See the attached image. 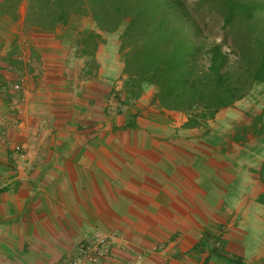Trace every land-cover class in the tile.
I'll list each match as a JSON object with an SVG mask.
<instances>
[{
	"label": "crops",
	"instance_id": "crops-1",
	"mask_svg": "<svg viewBox=\"0 0 264 264\" xmlns=\"http://www.w3.org/2000/svg\"><path fill=\"white\" fill-rule=\"evenodd\" d=\"M24 18L0 16V264H61L95 230L113 236L120 264H203V233L221 224L225 251L263 258L264 236L247 229L264 233V157L251 168L232 136L180 111L122 115L100 50L43 40ZM230 110L216 121L232 112L239 126Z\"/></svg>",
	"mask_w": 264,
	"mask_h": 264
},
{
	"label": "trees",
	"instance_id": "trees-1",
	"mask_svg": "<svg viewBox=\"0 0 264 264\" xmlns=\"http://www.w3.org/2000/svg\"><path fill=\"white\" fill-rule=\"evenodd\" d=\"M23 0H3L0 16L13 21L18 18V7ZM25 22L32 28L56 31L70 23L71 15L91 14L102 31H115L125 25L121 34L122 60L127 78L124 84L127 99H138L145 85L156 87L153 102L165 110L188 115L187 126L206 124L207 119L224 108L245 98L251 86L264 81V41L243 50L245 61L232 71L229 56L221 44L214 43L206 51L191 33L195 25L182 0H24ZM13 9H10V8ZM233 10L224 17V28L233 21ZM100 34H83L80 52L94 56ZM93 43V47L89 46ZM206 52L209 62L201 63L199 56ZM263 114L251 126H239L247 131L263 123ZM128 120L126 127L136 126ZM258 133V136H260ZM244 138V137H242ZM234 140L238 141L236 135ZM264 183V162L261 167ZM0 190V193L6 191ZM220 264H246L243 260L221 256ZM258 264H264V258Z\"/></svg>",
	"mask_w": 264,
	"mask_h": 264
},
{
	"label": "rangeland",
	"instance_id": "rangeland-1",
	"mask_svg": "<svg viewBox=\"0 0 264 264\" xmlns=\"http://www.w3.org/2000/svg\"><path fill=\"white\" fill-rule=\"evenodd\" d=\"M3 0H0V3ZM186 6V9L190 12L193 20L196 22L195 25H189L191 33L199 32V43L203 45L204 51H206L212 44H221L223 50L227 52L229 56V64L232 71L238 69V65L243 64V61L239 54L249 46H253L264 41V0H182ZM10 9H13L12 7ZM18 15L25 16L26 12V1H22L18 7ZM229 10H233L232 23L224 28V17L227 15ZM2 17V16H1ZM125 28V25L119 27L115 31H102L99 26L94 21L91 14L85 15H71L70 23L59 27L56 31H43L32 28L35 33H40L43 40H49L50 37L53 38L52 32L59 33L58 39H63L67 42L78 43V46L82 45L83 34L88 32H99L100 33V49H95L92 51L94 54L99 52L100 58L103 59L105 64V89L107 94L109 93L112 97V103L109 105L118 106L120 113L126 115L130 109H140L141 106L147 107L154 105L153 98L156 92V87L153 85H145L142 95L138 99H127L124 89V84L126 81V74L124 73V68L118 67L119 56L120 61L122 60V53L124 52L121 45V34ZM31 31V30H30ZM32 33V32H31ZM92 48L93 43H89ZM123 51V52H122ZM202 64L209 62L208 55L206 52H202L199 56ZM90 67H94L91 64ZM110 91V92H109ZM229 108V107H227ZM224 108L222 110H226ZM231 110L237 109L238 113L236 117H240L241 123L239 126H251L254 123L256 117L263 114L264 116V81L262 83L255 82L247 96L242 100L236 102L233 106H230ZM219 111L214 118H209L206 120V124H201L204 129L208 131L213 130L214 133H221L223 137L231 138L238 146L242 147V150L250 154V157H257L258 161L251 163V168H253L257 163L259 164L264 157V132L259 133L258 131L262 129L263 123H259L257 127L253 130L247 131V129H239V126H232L229 119L234 117V114L230 112L225 120L222 122L216 121L217 116H219ZM133 117V116H132ZM131 117V118H132ZM130 118V119H131ZM264 120V117H263ZM258 133L260 136H258ZM234 135L239 139L234 140ZM244 137V138H242ZM16 165V164H15ZM13 168V164H10ZM247 170V166L244 165V171ZM260 200H264V195L260 197ZM261 204V203H259ZM261 205H264L262 203ZM252 224V222H251ZM246 227L247 230H251L249 236H252L250 240H256L257 236L263 237L264 233L257 234L258 228ZM232 230L226 224L214 225L209 228L205 233H203V239L199 247L201 246L202 252L208 254L203 264H209V260L215 258L217 263H220L221 256H227L235 259L245 260V258L231 253L228 250L225 251V243L223 244L222 237L225 234L230 233ZM256 231V232H255ZM98 232H103L110 234L102 230H95L91 232L90 235L79 244L76 248V253L73 254L68 259H63L61 264H72V262L80 258L82 264H120L113 254V246L115 244L113 236L110 238V250L108 255L98 257L99 259L95 262L91 261L88 263L85 256L95 257L94 250H88L87 247L90 246L92 249L96 246L93 243L95 234ZM116 241V240H115ZM224 245V246H223ZM99 248V247H98ZM87 251L88 253H85ZM231 254V255H229ZM264 258V257H263ZM262 259V258H261ZM259 259V260H261ZM247 260H250L248 263ZM259 260L246 259L244 261L246 264H258ZM93 262V263H92ZM125 264H132V262H123Z\"/></svg>",
	"mask_w": 264,
	"mask_h": 264
},
{
	"label": "built area",
	"instance_id": "built-area-1",
	"mask_svg": "<svg viewBox=\"0 0 264 264\" xmlns=\"http://www.w3.org/2000/svg\"><path fill=\"white\" fill-rule=\"evenodd\" d=\"M19 88L20 85L17 84L15 86V89H19ZM110 238H111L110 234H106L103 232H98L95 234L93 243H96V246L94 247V249H92L90 246L87 247L88 250H94L95 257L85 256V259L88 263H90L91 261L95 262L96 260L99 259L98 257L108 255L110 250V245H109ZM84 252L88 253L87 251ZM72 264H82V260L80 258H77L72 262Z\"/></svg>",
	"mask_w": 264,
	"mask_h": 264
}]
</instances>
